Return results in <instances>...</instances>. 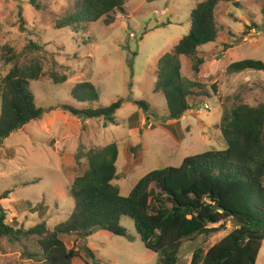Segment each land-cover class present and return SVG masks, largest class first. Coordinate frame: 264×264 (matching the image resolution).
<instances>
[{
	"label": "rangeland",
	"instance_id": "rangeland-1",
	"mask_svg": "<svg viewBox=\"0 0 264 264\" xmlns=\"http://www.w3.org/2000/svg\"><path fill=\"white\" fill-rule=\"evenodd\" d=\"M75 1L0 0V44L13 47L20 55L19 64L36 57L43 65L40 79L25 87L43 110L42 118L12 133L0 145V194L9 192L0 205L6 213L5 224L15 229L44 223L51 231L67 220L74 207L69 189L85 163L83 157L76 160L79 153L116 143L119 155L114 184L127 197L151 171L179 167L188 156L225 150L219 131L224 107L264 104V71L227 72L229 65L245 59L264 63V18L259 0L220 2L215 16L221 31L215 43L199 48L198 71L192 69V58H181L182 77L199 83L205 97L202 101L189 98L192 109L179 121L168 120L162 93L153 92L157 61L188 33L190 13L207 0H126L122 11L110 14L114 18L110 25L103 18L87 25L83 33L54 29L55 21ZM29 44L39 49L30 51ZM13 65L0 61V79ZM52 71L66 81L57 85L49 77ZM86 82L96 89L98 101L76 103L71 90ZM118 99L122 105L115 114L117 125L106 127L103 121H81L60 109L107 107ZM135 101L145 102L148 112H139ZM135 113L140 118H134ZM120 226L127 232L124 237L99 230L87 238H60L67 249L82 257L83 248L88 247L102 264H157V256L144 247L133 222L123 217ZM231 230L227 223L224 230L208 237L185 241L181 264L189 263L194 250H207ZM37 239L0 237V264H45L39 258ZM86 261L76 258L69 264ZM256 264H264V241Z\"/></svg>",
	"mask_w": 264,
	"mask_h": 264
},
{
	"label": "trees",
	"instance_id": "trees-1",
	"mask_svg": "<svg viewBox=\"0 0 264 264\" xmlns=\"http://www.w3.org/2000/svg\"><path fill=\"white\" fill-rule=\"evenodd\" d=\"M125 1L76 0L53 27L83 33L87 25L103 18L110 25L114 22L110 14L122 11ZM227 1L207 0L198 4L190 13L188 33L157 61L153 92L162 93L169 121H179L192 109L189 98L202 101L205 97L199 83L182 77L181 58H192V69L198 71L199 48L217 41L221 28L215 10L220 2ZM259 1L264 18V0ZM38 49L35 44L28 45L30 51ZM19 58L13 47L0 44V61L5 66L14 63L0 79V145L12 133L43 116L34 96L25 88L40 79L43 65L36 57L19 64ZM248 70L264 71V63L245 59L227 68L229 74ZM49 77L57 85L66 81L55 71ZM70 95L79 104L98 101L96 89L88 82L75 85ZM135 104L139 112H148L145 102ZM235 104L224 107L220 117L219 131L226 143L225 150L188 156L179 167L151 171L137 181L127 197L121 196L114 184L119 155L116 143L79 153L76 160L83 157L85 163L69 189L74 207L67 220L51 231L44 223L27 230L15 229L5 224L6 213L0 205V237L38 238L39 258L45 264H69L83 257L85 264H102L88 247L83 248L82 257L67 249L60 237L87 238L94 230L124 237L127 232L120 220L125 217L133 222L144 247L157 256V264H181L180 251L185 241L208 237L230 223L232 230L228 235L207 250H194L188 264H256L264 241V104ZM121 105L122 99H118L107 107L60 109L81 121H103L106 127L117 125L115 114ZM133 116L137 119L141 115ZM8 195V191L2 192L0 201Z\"/></svg>",
	"mask_w": 264,
	"mask_h": 264
},
{
	"label": "water",
	"instance_id": "water-1",
	"mask_svg": "<svg viewBox=\"0 0 264 264\" xmlns=\"http://www.w3.org/2000/svg\"><path fill=\"white\" fill-rule=\"evenodd\" d=\"M98 230H94V232H97Z\"/></svg>",
	"mask_w": 264,
	"mask_h": 264
},
{
	"label": "built area",
	"instance_id": "built-area-1",
	"mask_svg": "<svg viewBox=\"0 0 264 264\" xmlns=\"http://www.w3.org/2000/svg\"><path fill=\"white\" fill-rule=\"evenodd\" d=\"M130 37H133V35H130Z\"/></svg>",
	"mask_w": 264,
	"mask_h": 264
}]
</instances>
